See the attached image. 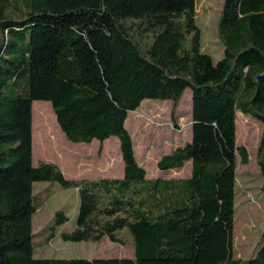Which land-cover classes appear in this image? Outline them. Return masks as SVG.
<instances>
[{
  "label": "trees",
  "instance_id": "obj_1",
  "mask_svg": "<svg viewBox=\"0 0 264 264\" xmlns=\"http://www.w3.org/2000/svg\"><path fill=\"white\" fill-rule=\"evenodd\" d=\"M21 13L8 14L9 7ZM195 0H0V264H264L233 255L236 110L264 125V0H223L222 56L200 50ZM126 20L152 32L146 48ZM189 47L185 46L187 37ZM191 90V138L163 154L161 170L191 162L185 178H147L125 127L143 99L176 107ZM34 100L50 102L71 142L119 140L121 178L68 179L52 162L32 164ZM264 175V130L258 146ZM34 181L76 188L70 218L54 213L48 238L131 243L130 257H33ZM35 197V196H34ZM126 233L129 239L126 237Z\"/></svg>",
  "mask_w": 264,
  "mask_h": 264
},
{
  "label": "rangeland",
  "instance_id": "obj_2",
  "mask_svg": "<svg viewBox=\"0 0 264 264\" xmlns=\"http://www.w3.org/2000/svg\"><path fill=\"white\" fill-rule=\"evenodd\" d=\"M223 0H195V25L200 32V50L209 54L214 61L222 56L223 45L218 35V20ZM8 14L13 18L22 15L12 6ZM137 21L126 20L131 36L146 48L152 39V32H144ZM189 38L185 46L189 47ZM176 126L170 119L171 101L169 99H143L137 110L129 111L125 127L131 135L137 162L146 171V177L164 176L165 171L156 167L157 160L170 151L173 146L181 145L191 138L190 118L191 90L186 88L177 103ZM32 113V164L52 162L59 169L63 166L68 176H73L79 168L93 176L105 170L104 155L112 156L113 163L120 160L117 146L118 138L110 136L104 143L103 152L98 149L99 142L73 143L67 140L60 130L49 101L34 100ZM177 108V107H176ZM176 113V112H175ZM264 125L250 115L236 110V145L246 148L248 161L241 164L235 154V212L233 216V255L247 259L253 256L259 246L264 231V175L259 166L258 146ZM65 145L67 147H65ZM77 147L73 150L71 147ZM104 153V154H103ZM187 167L179 170L184 174ZM80 168V169H81ZM180 168V167H179ZM177 169V168H173ZM33 203H38L32 216L33 257L51 258H93V257H130L132 244L124 245L111 242L107 237L99 241H64L59 232L48 238L53 224L54 213L61 210L70 220L59 230H71L78 207L76 188H63L56 181H34L32 183ZM126 237L129 236L126 233Z\"/></svg>",
  "mask_w": 264,
  "mask_h": 264
},
{
  "label": "crops",
  "instance_id": "obj_3",
  "mask_svg": "<svg viewBox=\"0 0 264 264\" xmlns=\"http://www.w3.org/2000/svg\"><path fill=\"white\" fill-rule=\"evenodd\" d=\"M138 108H136L135 110H137ZM190 110L191 109H189L188 114L190 113ZM175 112H176V114L178 116L179 115V108H178V106H177ZM189 118H190V122H191L190 115H189ZM190 131H191V125H190ZM95 140H97V139H93V140H91V142H94ZM105 140H103L102 142H99L98 141L99 142L98 149L101 151V154L103 152L104 143L106 142ZM91 142H89V143H91ZM73 143H75V142H73ZM78 143H80V142H78ZM74 146H77V145H73L71 148L73 150H76L77 147L74 148ZM117 146L119 147V140L117 141ZM65 147H67V146L65 145ZM175 147L176 146L171 147L170 150H172ZM112 158H113L112 156L104 155V162L103 163H104V165H106L105 170L101 171V173H98L95 176H93L91 173H88L86 170H84L83 168H81V163L79 162L78 159H77L76 164H78V168L79 169L74 174H72L73 176H71V177L68 176V174L64 171L63 166L60 167V170L63 173V175L66 178H68V179L80 180V179H98V178H121L123 176V161H122V157H121V152H120V157H119L120 160L118 159L117 163L116 162L113 163L114 160H112ZM186 166H188V167H187V171H185L184 174H178V173H176V172H178V169L179 170H182ZM190 171H191V162H190V160H186L184 162L183 166H181L180 168H177V169H173L172 168V169H170L168 171H165L164 176H160L159 178H166V179L167 178H185V177H188L190 175ZM147 178H149V177H147ZM151 178H156V177H151Z\"/></svg>",
  "mask_w": 264,
  "mask_h": 264
}]
</instances>
